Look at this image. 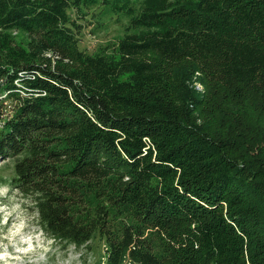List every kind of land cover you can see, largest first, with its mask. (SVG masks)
<instances>
[{
	"label": "trees",
	"instance_id": "obj_1",
	"mask_svg": "<svg viewBox=\"0 0 264 264\" xmlns=\"http://www.w3.org/2000/svg\"><path fill=\"white\" fill-rule=\"evenodd\" d=\"M111 1L0 0V184L95 264H264V0Z\"/></svg>",
	"mask_w": 264,
	"mask_h": 264
},
{
	"label": "rangeland",
	"instance_id": "obj_2",
	"mask_svg": "<svg viewBox=\"0 0 264 264\" xmlns=\"http://www.w3.org/2000/svg\"><path fill=\"white\" fill-rule=\"evenodd\" d=\"M125 1L111 2L122 5ZM130 1L139 7L142 0ZM100 20L102 27L91 26L85 31L81 46L89 52H99L122 37L129 16L108 7ZM14 34L20 36L18 31ZM15 159H0L2 180L9 181L14 176ZM103 256L104 246L100 240L95 242L94 250L87 253L48 237L40 229L28 200L7 183L0 184V264H95Z\"/></svg>",
	"mask_w": 264,
	"mask_h": 264
},
{
	"label": "built area",
	"instance_id": "obj_3",
	"mask_svg": "<svg viewBox=\"0 0 264 264\" xmlns=\"http://www.w3.org/2000/svg\"><path fill=\"white\" fill-rule=\"evenodd\" d=\"M198 87H200L201 88V85H198ZM127 264V263H126Z\"/></svg>",
	"mask_w": 264,
	"mask_h": 264
}]
</instances>
